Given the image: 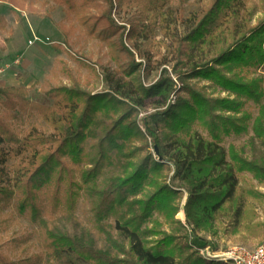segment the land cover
I'll list each match as a JSON object with an SVG mask.
<instances>
[{
    "label": "trees",
    "instance_id": "obj_1",
    "mask_svg": "<svg viewBox=\"0 0 264 264\" xmlns=\"http://www.w3.org/2000/svg\"><path fill=\"white\" fill-rule=\"evenodd\" d=\"M107 2L103 19L122 31L131 76L144 65L123 41L137 33L117 23L115 0ZM168 3L156 0V19L173 18ZM261 11L264 0H214L186 34L172 38L173 69L151 86L141 75L139 84L109 75L114 85L102 93L46 89L50 105L32 102L26 88H0V207L19 198L17 211L37 227L46 264H215L192 251L212 243L194 245L181 233L210 231L222 218L233 219L235 229L245 221L249 235L264 236V223L247 206L248 197L264 195L242 188L237 177L248 173L264 185V159L224 145L251 130L250 141L264 148V75L256 76L264 73V19L251 24ZM147 102L154 112L139 121ZM2 110L10 118L37 112L51 132L32 126L21 138ZM151 147L159 156L141 158ZM11 157L17 160L8 170ZM108 168L112 175L100 182ZM85 193L95 200L93 229L76 217ZM181 211L185 223L175 218ZM155 215L161 221L144 229ZM40 259L17 262L0 249V264Z\"/></svg>",
    "mask_w": 264,
    "mask_h": 264
},
{
    "label": "rangeland",
    "instance_id": "obj_2",
    "mask_svg": "<svg viewBox=\"0 0 264 264\" xmlns=\"http://www.w3.org/2000/svg\"><path fill=\"white\" fill-rule=\"evenodd\" d=\"M153 2L115 0L116 8L112 13L114 19L126 30L135 28L137 33L134 39H124L123 42L135 53V62L144 65V68L128 76L126 72L133 65V58L122 46V31H112L103 19L109 8L107 0H0V18L5 20L0 28V88H26L32 102L50 105L52 101L46 96V89L65 86L94 94L102 93L114 85L105 80L109 75L133 84L140 83L141 75L144 85L151 86L164 69L169 72L173 69L174 57L168 53V48L172 47V38L186 34L191 19L202 17L214 0H169L166 10L173 12V18L166 21L163 17L156 19V0ZM263 19L264 12L261 11L251 24L256 25ZM35 36L41 41L30 45ZM263 75L260 72L256 76ZM218 95L225 97L226 93ZM2 112L21 138L32 126L39 127L47 134L51 132L37 112L18 118H10L4 110ZM153 112L154 105L147 102L139 121ZM257 113V109H253L254 116ZM252 136L251 130L240 137L231 136L224 145L226 149L235 145L245 158L262 161L264 148L260 141L251 142ZM149 154L157 157L152 147L146 148L140 157L145 158ZM16 160L11 157L6 168L10 170ZM111 175V168L106 169L100 182ZM237 177L242 188L264 195V185L254 180L251 174H237ZM18 199L15 198L7 208L0 207V249L17 262L40 256L37 264H46L37 227L27 216L18 213ZM247 204L250 212L256 211V221L264 223V197H248ZM94 215L95 200L85 193L79 200L76 212L81 228L93 229ZM175 218L185 223L182 211ZM158 221L161 219L153 216L144 229L151 230ZM246 225L243 221L235 229L233 219L222 218L210 231H200L197 235L182 232L181 235L194 245L212 243L203 248L192 247V251L205 261L201 255L205 249L208 252L225 253L237 247L249 250L256 248L264 236L252 237L245 230ZM162 228L167 232L172 231L167 225Z\"/></svg>",
    "mask_w": 264,
    "mask_h": 264
},
{
    "label": "built area",
    "instance_id": "obj_3",
    "mask_svg": "<svg viewBox=\"0 0 264 264\" xmlns=\"http://www.w3.org/2000/svg\"><path fill=\"white\" fill-rule=\"evenodd\" d=\"M41 39L37 36L30 45L40 42ZM202 258L205 261H218L226 264H264V238L254 249H246L244 247H237L230 249L225 253L208 252V249L201 251Z\"/></svg>",
    "mask_w": 264,
    "mask_h": 264
},
{
    "label": "water",
    "instance_id": "obj_4",
    "mask_svg": "<svg viewBox=\"0 0 264 264\" xmlns=\"http://www.w3.org/2000/svg\"><path fill=\"white\" fill-rule=\"evenodd\" d=\"M154 152H155L156 156H159V149H158V147L155 148V151ZM159 160L162 161V158H159Z\"/></svg>",
    "mask_w": 264,
    "mask_h": 264
}]
</instances>
